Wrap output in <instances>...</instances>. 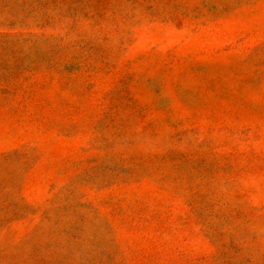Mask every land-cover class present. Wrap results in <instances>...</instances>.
I'll use <instances>...</instances> for the list:
<instances>
[{
	"label": "rangeland",
	"instance_id": "1",
	"mask_svg": "<svg viewBox=\"0 0 264 264\" xmlns=\"http://www.w3.org/2000/svg\"><path fill=\"white\" fill-rule=\"evenodd\" d=\"M0 264H264V0H0Z\"/></svg>",
	"mask_w": 264,
	"mask_h": 264
}]
</instances>
